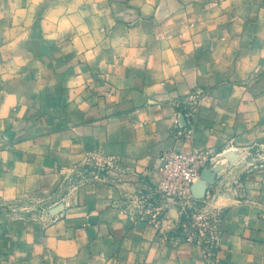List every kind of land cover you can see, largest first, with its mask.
Returning a JSON list of instances; mask_svg holds the SVG:
<instances>
[{"label": "crops", "instance_id": "obj_1", "mask_svg": "<svg viewBox=\"0 0 264 264\" xmlns=\"http://www.w3.org/2000/svg\"><path fill=\"white\" fill-rule=\"evenodd\" d=\"M195 86L192 134L175 137L173 102ZM262 146L264 0H0V264H264ZM168 149L242 153L192 187L223 211L216 255L172 240L183 201L156 223L121 206ZM87 150L139 179L88 181L49 222L10 210Z\"/></svg>", "mask_w": 264, "mask_h": 264}, {"label": "built area", "instance_id": "obj_2", "mask_svg": "<svg viewBox=\"0 0 264 264\" xmlns=\"http://www.w3.org/2000/svg\"><path fill=\"white\" fill-rule=\"evenodd\" d=\"M204 94V88L195 86L173 102L177 107L172 122L173 136H191ZM250 150L245 149L242 153ZM224 153L216 154L210 150H194L189 153L174 149L162 151L155 181L145 188L137 186L134 190H125L119 198L123 210L147 216L156 223L161 218L167 200L172 203L183 201L181 220L172 240L196 243L205 256L216 255L224 219L223 211L211 205V189H207L202 198H197L193 195L192 185L200 178L202 168L214 166L215 156H223ZM242 153H236L237 158ZM58 172L60 180L48 193L28 194L9 202L10 210H19L23 218L32 217L49 222L63 215L73 194L88 181H103L127 188L126 182L137 181L140 177L136 168L124 164L117 156L94 150L85 151L79 160L60 167Z\"/></svg>", "mask_w": 264, "mask_h": 264}, {"label": "water", "instance_id": "obj_3", "mask_svg": "<svg viewBox=\"0 0 264 264\" xmlns=\"http://www.w3.org/2000/svg\"><path fill=\"white\" fill-rule=\"evenodd\" d=\"M223 156L229 160V161H234L236 158H237V155L235 152L233 151H228V152H225L223 154ZM200 176L201 178H203L204 180L208 181V182H211L214 180V177H215V173L213 171H211L208 167H204L202 168L201 170V173H200ZM199 180V179H198ZM197 184V182H194L193 186L194 187L195 185ZM192 191H193V194H197L196 192V188H192ZM199 195V194H197ZM196 195V196H197Z\"/></svg>", "mask_w": 264, "mask_h": 264}, {"label": "rangeland", "instance_id": "obj_4", "mask_svg": "<svg viewBox=\"0 0 264 264\" xmlns=\"http://www.w3.org/2000/svg\"><path fill=\"white\" fill-rule=\"evenodd\" d=\"M257 152L259 153V157H263L264 158V146L259 148V150H257Z\"/></svg>", "mask_w": 264, "mask_h": 264}]
</instances>
